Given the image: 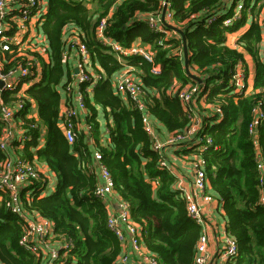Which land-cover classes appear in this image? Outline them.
I'll use <instances>...</instances> for the list:
<instances>
[{
  "label": "trees",
  "instance_id": "trees-1",
  "mask_svg": "<svg viewBox=\"0 0 264 264\" xmlns=\"http://www.w3.org/2000/svg\"><path fill=\"white\" fill-rule=\"evenodd\" d=\"M243 1L251 18L249 27L236 43L254 60L253 88L264 89L263 32L255 19L264 0ZM86 2H94L92 11ZM168 2L173 11V25L184 33L187 67L202 79L197 100L214 104L221 111V115L209 113L199 105L204 113L199 136L211 138L200 154L206 160L209 192L224 212L226 231L237 242L234 264H264V207L260 204L257 170V160L264 163V118L256 121L254 134L250 133L252 108L261 93L232 92L230 78L237 62L244 64V61L243 53L226 43V34L247 22V11L226 26L223 20L231 16L232 7H219L222 0ZM160 9V0H48L42 29L48 39L49 61L42 62L37 80L24 89V96L16 98L24 103V109L17 111L15 117L26 129L28 138L20 152L16 150L13 154L27 161L36 158L56 175L50 193L43 194L47 183L42 179L20 189L24 210L49 219L54 235L72 243L55 264H114L121 252L119 240L107 227L106 202L94 194L98 181L97 164L95 167L93 160L95 149L101 154L98 163L111 173L115 192L129 202L132 218L142 227L148 251L161 264L193 263L200 227L187 213L185 197L174 185L175 175L161 166V154L153 149L152 139L143 129L144 111L128 96L124 99L115 93L112 85L117 71L127 66L136 69L151 117L168 132H181L188 126L189 120L178 97L168 90L176 84L198 83L186 73L180 34L170 35L167 31L173 32L171 29L156 31L148 26L146 15H155ZM105 16H108L107 35L124 46L133 42L148 45L153 53L152 61L141 55L119 58L111 53L95 35L99 19ZM67 25L79 29L93 71L102 75L92 87L91 97L90 91L85 90L88 83L80 85L91 112L86 119L91 124L88 136H93L94 149L80 131L70 144L60 126L63 97L57 88L62 89L66 80L72 78V72L62 63L63 28ZM14 49L4 53L6 66L22 61ZM153 65L159 66V73L151 71ZM64 94L63 101L67 103L72 93ZM29 99L36 103L38 119L45 126V139L40 147V130L28 128L33 119L27 118L28 111H24ZM96 106L108 111L112 119L107 126L105 145L98 142ZM4 126L0 121V136ZM9 144L19 146L16 139ZM4 156L0 150V161ZM0 194V264H40L35 254L20 245L25 232L23 220L11 211L8 195Z\"/></svg>",
  "mask_w": 264,
  "mask_h": 264
},
{
  "label": "built area",
  "instance_id": "built-area-1",
  "mask_svg": "<svg viewBox=\"0 0 264 264\" xmlns=\"http://www.w3.org/2000/svg\"><path fill=\"white\" fill-rule=\"evenodd\" d=\"M225 1L226 3H233L234 6L231 16L224 18V25L233 24V21L238 19L244 10L250 15L249 9L245 7L243 0ZM160 2V11L155 15H146V22L152 30L167 31L163 20L173 25V11L168 0H160ZM222 2L224 1L222 0ZM164 6L165 13L162 20ZM219 7H222V5L220 4ZM47 11L48 0H0V80L2 81L0 87V121L5 123L0 136V150L5 154L0 161V192L8 195L11 211L23 220L25 232L20 240V245L35 254L40 263L45 261V264H55L61 257L65 256L72 243L64 238L59 239L54 235L52 222L49 219L38 213L25 211L24 203L20 198V189L23 186L34 180H46V178L41 174L36 158L27 161L19 156L13 158L8 152L10 141L16 139L19 148H21L23 141L28 138L25 128H15V113L24 109V103L16 98L24 96V89L37 80V70L42 62L49 61L48 39L42 29ZM107 17L99 19L95 28V35L101 43L108 46L111 53H115L119 58L141 55L148 61H152L153 53L148 45L133 42L129 46H124L107 35L105 33ZM169 32L167 31V34ZM173 33L176 34L177 32L173 30ZM63 35L65 47L62 52V63L70 69L72 78L66 80L62 89L64 93H68V96H70V92L72 95L70 101L67 103L62 102L60 126L64 137L71 144L74 142L76 133L80 131L78 124L80 115L82 113L87 114L84 93L80 85L88 83L85 90L89 92L101 80L102 75L91 70L89 51L80 36L79 29L74 25H67L63 28ZM13 48H15L16 56L20 57L22 61L13 66H6L4 53L12 52ZM132 71L133 69L129 67L126 71L120 72L118 76L113 78L112 85L115 93L128 96L140 111H144L142 115L143 129L152 139L153 149L161 154V166L174 174L173 168L164 153L165 147H179L181 144H188L193 148L187 159L191 171L192 191H186L182 182L178 179L174 183L175 188L180 190L185 197L188 215L200 227L192 264H234L238 250L236 240L225 231L219 240V244L217 243L215 248L210 250V223L204 213L207 204L218 202V200L209 192L210 187L205 171L206 160L200 154L211 143V138L206 135L199 136L202 129L201 117L204 114L200 111L199 105L204 110H208L209 113H217L218 115H221L220 109L214 104L205 103L203 99L197 100L200 83L172 86L168 92L178 97L189 124L181 132H170L163 141L159 138L155 129V120L147 112L146 104L143 101L144 91L140 79L133 76ZM151 71L159 73L160 68L158 65H153ZM245 73L243 63L241 61L237 62L234 73L230 78L233 93L249 94ZM15 91L16 93H14ZM255 92L261 93V97L252 108L253 121L250 125V133L253 134L256 121L264 118V89H257ZM24 111H28L27 118L33 119L30 127H28L29 129L38 128L40 133L42 130L45 131V126L41 124L36 113V103L32 99H29V104ZM84 124L83 132L89 135L91 124L88 122ZM202 141L203 144H200ZM43 143L44 141L40 140L38 147L42 146ZM100 158V152L95 149L93 160L97 164L98 181L94 194L104 201L108 198H114L117 205V208H114L106 203L108 212L107 227L113 232L121 245V252L114 264H161L157 257L148 251L143 241L142 227L132 218L129 202L119 197L115 192L111 173L104 165L98 163ZM257 170L261 192L260 204L264 207V163L261 159L257 160ZM49 187L43 191V194L48 193ZM0 197L2 198L1 194ZM126 243L130 245V249H128L130 251L123 247Z\"/></svg>",
  "mask_w": 264,
  "mask_h": 264
},
{
  "label": "crops",
  "instance_id": "crops-1",
  "mask_svg": "<svg viewBox=\"0 0 264 264\" xmlns=\"http://www.w3.org/2000/svg\"><path fill=\"white\" fill-rule=\"evenodd\" d=\"M224 2H222V7L223 9H226L228 7H232L231 9H233L234 4L233 3H226L225 0H223ZM221 9V10H223ZM249 9V8H248ZM225 11V10H224ZM250 18L251 16L247 14V22L245 23V25H243L242 27H240L237 31L232 32V33H227L226 34V43L229 47H237L242 53H243V61H244V68L245 71L247 72V92L253 93L255 91H257V89L253 88V77H254V68H255V64H254V60L252 58V56L246 52L243 49H240L241 47L236 43V41L240 38L241 34L244 33L247 28L249 27V22H250ZM258 21V24L261 26L262 29V43H261V50L264 49V6L262 7L259 15L255 18ZM168 34H174L172 31H170ZM235 45V46H234ZM262 53V51H261ZM64 65V64H63ZM67 65H65L66 67ZM97 66V65H96ZM97 69L98 66L96 67ZM129 67H124L122 69H120L119 71H117L114 76L112 77L115 78L116 76H118L120 74V72H124L128 69ZM95 68L93 66H91V70L93 71ZM39 70V69H38ZM192 74H195L197 76H199L196 72L191 71ZM133 76L139 78L138 73L135 69V71H132ZM59 92H61L62 97L64 99V92L63 89H61V87L57 88ZM92 93L91 91L89 92V97H91ZM247 95V94H246ZM125 99L124 95H120ZM63 102V100H62ZM62 107V104H61ZM60 107V108H61ZM96 122L98 123V128H99V133H98V142L99 145H105L107 143V126L108 124L111 125L112 123V119L111 116L109 114L108 111H103V109L99 106H96ZM204 109V108H203ZM208 111V110H206ZM90 111L89 108H87V114L86 115H90ZM86 115H84L83 113L80 115L79 117V129L80 132H83L84 129V123L88 122L86 119ZM89 123V122H88ZM14 124H15V128L19 129L21 126L20 121L18 120V118L15 117L14 119ZM155 126L157 129V132L159 134V138L161 140H165L168 136V134L170 132H168L160 123H157L155 121ZM79 132V131H78ZM84 133V132H83ZM45 131L42 130L41 132V141H44L45 139ZM85 134V133H84ZM86 139L88 140V144L90 143L91 148H95V146H93V136L90 137L88 135H86ZM11 156L13 158H15L17 155L13 154L17 152H20L19 150V146L18 147H12L9 144L8 147ZM192 149L188 144H181L179 145L178 148L175 149L174 146H167L164 149V153L167 157V159L169 160L171 167L173 168V172L174 175L176 177V179H178V181L182 182L183 188H185L186 191H192L193 186H192V178H191V171H190V166H189V162H188V157L190 155V152ZM37 165L39 167V170L41 171V174L43 176H45L46 178V189L49 187V191L48 193H50L53 190V186L56 182V175L53 171H51L49 169V167L42 161L37 160ZM94 165L96 167V162L94 161ZM97 168V167H96ZM95 168V170L98 172V170ZM210 191V189H209ZM1 199V197H0ZM106 203H108V205L110 204L111 207L117 208L116 205V199L114 198H108L107 200H105ZM204 213H205V217L206 219L209 221L210 223V227H209V237H210V250H213L216 246V244H219V240L222 238L224 232L226 231L225 225H226V221H225V217H224V212L223 210L220 208L218 202H212L210 204H207L204 208ZM124 248H126V250L130 249V245L129 244H124L123 245ZM130 251V250H128ZM40 264H45V261L43 263Z\"/></svg>",
  "mask_w": 264,
  "mask_h": 264
},
{
  "label": "water",
  "instance_id": "water-1",
  "mask_svg": "<svg viewBox=\"0 0 264 264\" xmlns=\"http://www.w3.org/2000/svg\"><path fill=\"white\" fill-rule=\"evenodd\" d=\"M164 13H165V6L163 7V11H162V20H163V16H164ZM164 24H165V27L167 29H171V30H174L175 32L179 33L181 38H182V41H183V56H184V59H185V69H186V73L193 79L195 80L197 83H202V79L195 75V74H192L190 72V70L188 69L187 67V62H188V58H187V48H186V44H185V40H184V33H183V30H181L180 28H177L171 24H168L166 23L164 20H163ZM75 72H76V69H75ZM2 85V81L0 80V87Z\"/></svg>",
  "mask_w": 264,
  "mask_h": 264
},
{
  "label": "rangeland",
  "instance_id": "rangeland-1",
  "mask_svg": "<svg viewBox=\"0 0 264 264\" xmlns=\"http://www.w3.org/2000/svg\"><path fill=\"white\" fill-rule=\"evenodd\" d=\"M86 3L88 5V7L91 8V11H92L93 10V6H94V2H92V3L86 2ZM177 86H179V84H177Z\"/></svg>",
  "mask_w": 264,
  "mask_h": 264
}]
</instances>
